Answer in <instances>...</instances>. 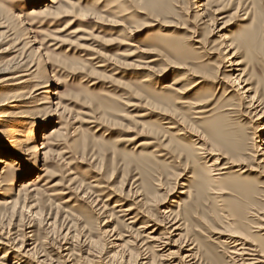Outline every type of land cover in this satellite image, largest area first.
Returning a JSON list of instances; mask_svg holds the SVG:
<instances>
[{"label": "rangeland", "instance_id": "374dc122", "mask_svg": "<svg viewBox=\"0 0 264 264\" xmlns=\"http://www.w3.org/2000/svg\"><path fill=\"white\" fill-rule=\"evenodd\" d=\"M0 69V264H136L109 231L125 241L149 217L162 232V202L202 264H227L220 213L264 215V114L240 97L250 89L264 108V0H0ZM243 70L246 83L223 82ZM184 71L198 77L174 83ZM198 79L181 100L201 114L172 89ZM200 134L247 171L214 170L208 186L190 141Z\"/></svg>", "mask_w": 264, "mask_h": 264}, {"label": "bare ground", "instance_id": "6f19581e", "mask_svg": "<svg viewBox=\"0 0 264 264\" xmlns=\"http://www.w3.org/2000/svg\"><path fill=\"white\" fill-rule=\"evenodd\" d=\"M55 2V1H51ZM53 4V3H52ZM57 4V3H56ZM46 7V5H45ZM48 8V6H47ZM236 11H241L239 7H237ZM219 11H215L214 16L216 13ZM65 14V13H64ZM243 19H246L244 17ZM216 20V17H214L211 20V23H213ZM226 25V24H225ZM223 28V26L221 27ZM220 28V29H221ZM247 29V28H246ZM137 30V29H136ZM135 30V31H136ZM196 42L200 41L198 39H195ZM226 44V43H224ZM228 48L233 49V45L230 42L227 44ZM139 51V50H138ZM236 53L235 50L233 51L232 54ZM240 62H237L236 65H239ZM172 67L176 68H183L182 66L178 65H169L165 71H169ZM187 70V69H186ZM238 69L233 68V71H236ZM6 70L0 69V74L5 73ZM245 70H243L238 76H236L234 79L229 78H224L223 82L226 83L227 85L231 86V84H235L236 81H240V83H244L246 79H241V77L244 75ZM190 76H197V74L192 73V72H187L184 71L182 72L181 76L179 79L175 80L174 83H179L177 81H183V80H189ZM198 77V76H197ZM202 82V79L196 80L194 83H189L183 87H173L172 89L179 94V97H177L178 102L177 103H184V104H189L192 108H197L194 113L196 114H201L204 110L201 109V106L203 103L197 102V101H185L181 100L183 97L182 95L188 93L190 90L194 89L199 83ZM246 83V82H245ZM169 86H163V88H168ZM249 93L251 92L250 89H246L243 92H241L240 97H250L249 99V108L251 109L250 111L255 112L258 114L259 112L261 115L264 114V108H260V99L256 94L248 96H244L243 93ZM246 99V98H245ZM259 108V109H258ZM161 115H166L170 116L169 118H173V113L166 111V109H161L160 110ZM262 111V112H261ZM259 116V117H260ZM172 120V119H171ZM173 121V120H172ZM171 121V122H172ZM170 124V123H169ZM258 125V124H257ZM261 125V124H259ZM171 127H175L180 134L184 135H196V128L192 124H185L183 121L180 122V120L175 119L174 122H172ZM56 131V130H55ZM257 135L256 137H261L262 134H264V125L258 126L256 128ZM54 132V131H53ZM8 136V135H7ZM46 140V138H44ZM193 143V146L195 147V150L197 154L200 156V158L204 161V174L206 176L207 180V185L211 186L212 184L218 182L220 179V175L222 172L213 173L214 170H233L237 172L238 176L241 174L245 173L247 171V168L245 167H240L242 165V158L238 159H228L225 156L219 154L216 149L213 148L214 144H209L206 141L202 139V135L200 134L199 136H196V139L191 140ZM261 145H264V137L262 138ZM43 144V143H42ZM264 146L261 147L259 146L258 148L256 147V152L257 156H259L262 161H264ZM0 151H5L0 149ZM200 152V153H199ZM2 155V153L0 154ZM213 158L212 163L209 165H206L210 159ZM219 159H225V162L221 163ZM7 165L8 161L3 157L0 156V167L2 165ZM219 166V167H216ZM4 167V166H3ZM0 171V187L4 185L2 183V169ZM236 167V168H235ZM235 168V169H233ZM218 175V176H215ZM31 184L30 182L28 183ZM207 190L213 194V200L214 201H221L220 195L222 194V189L221 188H213V187H207ZM137 190L132 191L136 193ZM183 193V192H180ZM6 203V202H5ZM162 202L160 205L161 207L158 208L157 213H162L165 215L163 220L159 221L160 226H162V232H156L157 227H152L150 222H153L152 218L148 217V220L143 222L138 229L140 233H133L132 235L128 237L127 240H123V234L120 232H117L114 229L110 230V236H113L114 239L120 240L121 242H113V245L115 247H120L117 249L115 253H118V250L124 247V245H128L131 248H127V254L126 257H128V261L130 260L131 256L135 255V262L136 264H171L174 261H170L172 258H175L177 255L178 260L176 263L173 264H202L201 263V258L202 256L199 254V247L197 244L189 238L188 235L182 234L180 230H182L183 226L185 224L183 222L179 223L180 221V216L175 213L172 210H167L168 207L163 206ZM95 204V203H94ZM218 205H221L220 203ZM120 207V206H119ZM144 210L141 209V207L138 206V208L135 207H127L124 209V211L127 212V214H130L134 209H136V214H139L140 216H145V214L148 212L146 207H143ZM251 215H254V217L250 216V219H247L245 216L237 213V212H232V213H220L221 214V219L224 220L223 226L220 227L216 232H214L215 235H217L213 240L216 241L214 242L217 244L221 249L227 254L228 261L227 264H264V239H263V233L261 231L264 230V215H262L258 211H251L249 212ZM163 216V215H162ZM135 217L131 216L129 217L131 220L129 223H133L135 220L133 219ZM157 223V222H156ZM153 225H157V224ZM151 230L147 231L148 229ZM106 233V232H105ZM115 235V236H114ZM141 235V236H140ZM177 237V238H174ZM17 243V242H16ZM20 245V244H19ZM177 245L176 250H172L170 246H175ZM152 248L153 254L151 256L148 255V247ZM134 247H137V250L134 251ZM26 252V251H25ZM29 252V251H28ZM183 254V255H182ZM139 256V258L136 260V257ZM137 261V262H136ZM40 262V261H39ZM46 262V261H45ZM43 263V262H42ZM73 264V263H72Z\"/></svg>", "mask_w": 264, "mask_h": 264}]
</instances>
